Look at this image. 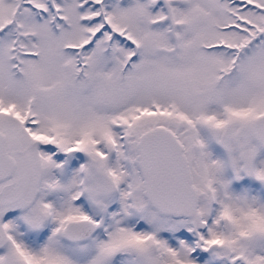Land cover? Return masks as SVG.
Listing matches in <instances>:
<instances>
[{
    "label": "snow or ice",
    "instance_id": "snow-or-ice-1",
    "mask_svg": "<svg viewBox=\"0 0 264 264\" xmlns=\"http://www.w3.org/2000/svg\"><path fill=\"white\" fill-rule=\"evenodd\" d=\"M0 264H264V0H0Z\"/></svg>",
    "mask_w": 264,
    "mask_h": 264
}]
</instances>
